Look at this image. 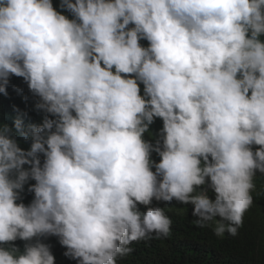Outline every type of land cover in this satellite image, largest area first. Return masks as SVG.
<instances>
[{"label":"clouds","instance_id":"1","mask_svg":"<svg viewBox=\"0 0 264 264\" xmlns=\"http://www.w3.org/2000/svg\"><path fill=\"white\" fill-rule=\"evenodd\" d=\"M58 8L0 0V93L22 77L44 113L25 124L13 106L0 123V264H55L48 236L76 264H119L133 242L171 237L153 201L236 237L264 176V0Z\"/></svg>","mask_w":264,"mask_h":264},{"label":"trees","instance_id":"2","mask_svg":"<svg viewBox=\"0 0 264 264\" xmlns=\"http://www.w3.org/2000/svg\"><path fill=\"white\" fill-rule=\"evenodd\" d=\"M52 3L60 10V0H52ZM65 14L70 16L67 12ZM141 44L147 46L148 42L142 40ZM140 88L143 94L142 84ZM7 92V96L0 93V123L6 122L11 126L16 115L15 109L27 112L25 124L42 121L44 113L35 108L38 98L29 91L22 77L11 76ZM155 122H158L159 128L162 127L161 119L156 118ZM150 130L153 134L157 132L152 125ZM17 140L20 141V147H29V142L18 136ZM152 155L153 159L159 160L155 153ZM254 182L253 204L245 213L243 226L236 237L226 233L223 238H218L213 234L211 227L200 228L194 225L192 221L195 217L192 216L191 204L184 205L173 200L170 205L165 206L166 202L153 201L154 205L165 207L166 214L171 218V237L133 242L132 252L119 264H264V176L257 173ZM28 183L34 181L30 180ZM27 187L26 184L22 193L25 204L33 198ZM140 207L143 209L144 206ZM42 241L51 245L55 264H76V260L64 255L66 248L60 245L57 237L48 236L42 238ZM12 243L23 250L24 241L18 239Z\"/></svg>","mask_w":264,"mask_h":264},{"label":"rangeland","instance_id":"3","mask_svg":"<svg viewBox=\"0 0 264 264\" xmlns=\"http://www.w3.org/2000/svg\"><path fill=\"white\" fill-rule=\"evenodd\" d=\"M158 122H154L152 126L154 127L155 131H158L160 128L157 126Z\"/></svg>","mask_w":264,"mask_h":264}]
</instances>
